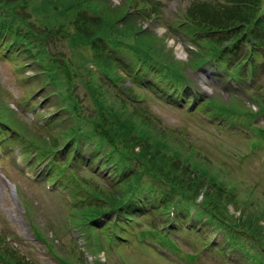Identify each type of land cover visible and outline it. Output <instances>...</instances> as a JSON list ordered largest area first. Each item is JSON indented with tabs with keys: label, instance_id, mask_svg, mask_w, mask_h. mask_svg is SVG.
<instances>
[{
	"label": "rangeland",
	"instance_id": "rangeland-1",
	"mask_svg": "<svg viewBox=\"0 0 264 264\" xmlns=\"http://www.w3.org/2000/svg\"><path fill=\"white\" fill-rule=\"evenodd\" d=\"M201 1L134 0L132 6L138 10L146 7L155 12L135 11L131 16L135 22H128L123 19L131 9L128 0H0V4L7 5L5 12L18 17L21 31L32 34V47L47 68L39 77L35 66L22 69L24 60L11 61L0 43V106L7 108L3 114L12 125L33 143L48 149L63 143L71 129L81 126L90 130L101 125L104 135L114 137L115 147L123 154L140 158L136 159L139 167L134 166L136 175H151L147 165L151 160L154 171L166 183L175 184L180 194L187 193L208 205L239 233L252 234L264 249V82L258 92L256 85L239 84L216 60H210V68L193 73V96L195 106L214 100L224 113L217 116L209 114L212 111L206 105L197 113L195 107L186 110L187 102L186 108H169L141 88L131 91L130 104L96 73L100 62H104L96 49L100 36L130 37L131 42L138 41L145 49L151 47L164 61L190 71L195 57H207V51L184 34L168 31L174 19L184 17L187 11L188 18L225 30L242 23L249 25L254 18L253 10L233 6L231 0L229 6L217 7L211 17L222 19L216 22L218 25L205 22ZM248 1L253 0H244ZM256 1L262 6L264 0ZM19 20L27 24L28 31ZM218 38L212 35L208 44L218 43ZM180 47L183 56L178 54ZM118 56L128 63L135 61L128 55ZM236 67L230 68L233 71ZM25 79L29 81L22 82ZM153 79L150 75L146 80L152 83ZM45 94L50 96L45 99ZM33 95L32 101L27 100ZM22 106L27 109L23 113L34 112L35 121L42 124L59 117L66 118L67 123L52 124L46 131L38 129L32 124L34 120L21 114ZM202 113L214 118L215 123L206 122ZM20 150L16 143L14 151ZM4 151L0 147V154ZM108 151L105 147L99 152L90 142L84 152L103 158ZM11 158L14 156L5 162L8 179L0 176V264H264V258H251L247 249L242 256L236 250L238 239H229L230 229L209 224L208 217L196 216L200 232L187 233L183 231V217L166 222L164 215H129L127 221L123 216L97 228L82 221L88 210L72 212L67 195L49 188L44 178L35 179L37 175L41 178L48 160L28 168L25 165L30 157L19 158L18 165L11 164ZM77 175L87 183L90 202L96 208L108 207V200L116 205L122 202L112 198L122 194L118 192L121 187L114 192L113 183L92 176L87 169ZM144 181L150 183L152 178L145 176ZM192 181L197 188L190 186ZM159 187L168 189L164 184ZM96 195L102 197L99 203L93 199ZM192 213L195 215V209L184 218L189 220L187 227L192 223ZM167 224L174 227L164 229Z\"/></svg>",
	"mask_w": 264,
	"mask_h": 264
},
{
	"label": "trees",
	"instance_id": "trees-1",
	"mask_svg": "<svg viewBox=\"0 0 264 264\" xmlns=\"http://www.w3.org/2000/svg\"><path fill=\"white\" fill-rule=\"evenodd\" d=\"M260 2L261 1H248V2H244V0H233V6H236V7H240V8H246L245 6H243V5H241V4H244V3H249V4H253V5H255V6H258L259 4H260ZM1 5H5L3 2H1ZM202 7L204 8V18H203V20L205 21V22H211L212 24H216V25H218L216 22H220V21H222V19H212L211 20V17L214 15V14H216V13H214L216 10H217V6L216 5H214V4H212V3H210V2H202ZM246 9H248V10H253L254 12H255V9L254 8H252L251 6L249 7H247ZM255 14V13H254ZM13 18H15L16 19V17L14 16V15H11ZM17 20V19H16ZM224 20H227V19H224ZM4 26L6 25V22H3L2 23ZM245 24H241L240 26L241 27H243ZM2 27V29H7V30H9L10 31V33H12V30L10 29V28H6V27H3V26H1ZM227 31H233V28L232 29H230V30H227ZM129 126L131 127V125L129 124ZM136 131H137V129H135ZM95 131L97 132V133H101V137L104 139V141L106 142V143H108V144H110L111 146H112V148L114 149V150H119L118 148H116L115 147V145H114V137L112 138V137H110V136H106V135H104V133H103V130H102V128H101V125H97L96 127H95ZM123 156H124V158H126L127 159V161H129V162H132L133 160H138V159H140L139 157H131L129 154H128V152L126 153V155L125 154H123ZM141 156V155H140ZM122 162H123V158L121 159V160H119V161H114V163H113V166H114V177H115V179L116 180H118L119 178H120V176H122L123 175V179L120 181V182H117V184H115V185H113V191L115 190V191H118V189L117 188H119V187H121V189L118 191V192H121L122 194L120 195V194H117L116 196L115 195H112V198L114 197L115 198V200H117V202H119L120 201V199H122V202L121 203H119V204H117L116 205V203L114 202V201H110V200H108V204L112 207V208H122V206L123 205H125L126 204V202L130 199V198H132L133 197V194L134 193H137L138 191H140V185H139V183H140V178H141V176H139V175H134L133 176V174H130V175H128L127 173H126V170H128V166H124L123 164H122ZM147 165L149 166V168H150V170H152L151 171V174L152 175H154L155 177H158V178H160V179H162L161 177H162V175H158V173L157 172H155L154 171V166L155 165H153V163H152V161L151 160H147ZM119 168H120V170H119ZM190 186H192V187H194V188H197V185H196V182H193L192 181V183L190 184ZM172 187H173V189H174V191H177L178 193L179 192H181L177 187H176V185L175 184H172ZM114 191V192H115ZM192 191V190H191ZM198 193V192H197ZM180 194V193H179ZM187 196H185L184 194H180L185 200H187V201H194L195 200V198H193V197H190V195H188L187 193H185ZM93 198L95 199V200H97V201H102L101 200V198L102 197H100V196H93ZM131 200H129L127 203H129ZM104 202V201H103ZM103 202H101V204H103ZM99 203V202H98ZM204 204V203H203ZM205 206H208V205H206V204H204ZM96 207H89V210L92 212V213H95V212H97L98 210H101V208H97V209H95ZM213 211H215V210H213Z\"/></svg>",
	"mask_w": 264,
	"mask_h": 264
},
{
	"label": "bare ground",
	"instance_id": "bare-ground-1",
	"mask_svg": "<svg viewBox=\"0 0 264 264\" xmlns=\"http://www.w3.org/2000/svg\"><path fill=\"white\" fill-rule=\"evenodd\" d=\"M178 54H180L181 56H183V54H184V52H182V49H181V47H180V48H178Z\"/></svg>",
	"mask_w": 264,
	"mask_h": 264
}]
</instances>
